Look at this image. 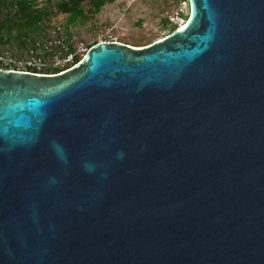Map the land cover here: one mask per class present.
<instances>
[{
	"label": "water",
	"instance_id": "water-1",
	"mask_svg": "<svg viewBox=\"0 0 264 264\" xmlns=\"http://www.w3.org/2000/svg\"><path fill=\"white\" fill-rule=\"evenodd\" d=\"M189 17L0 68V264H264V0Z\"/></svg>",
	"mask_w": 264,
	"mask_h": 264
},
{
	"label": "rangeland",
	"instance_id": "rangeland-1",
	"mask_svg": "<svg viewBox=\"0 0 264 264\" xmlns=\"http://www.w3.org/2000/svg\"><path fill=\"white\" fill-rule=\"evenodd\" d=\"M83 6L85 17L70 25V38L65 29L70 12H58L55 6L54 15L48 23L53 39H57L54 28L61 27L62 36L68 39L65 47L72 45V53L63 55L62 51L41 46L37 50H26L17 40L6 46L9 49L6 53L21 59H46L44 69L52 72L55 67L73 66L77 57L81 61L84 54L101 41L113 39L134 46L149 45L170 33L171 23L166 25V19L182 26L190 14V0H115L104 5L99 12L93 10L88 0ZM55 44L53 40L46 43L48 47H55Z\"/></svg>",
	"mask_w": 264,
	"mask_h": 264
},
{
	"label": "trees",
	"instance_id": "trees-1",
	"mask_svg": "<svg viewBox=\"0 0 264 264\" xmlns=\"http://www.w3.org/2000/svg\"><path fill=\"white\" fill-rule=\"evenodd\" d=\"M86 0H0V53H6L9 49L6 46L13 40H17L23 49L37 50L42 48H51L52 51H62L63 55H68L74 51L72 45L65 47V39L62 36L61 27H55L57 39L60 43H56L55 47H48L47 42L57 40L50 35L48 23L54 15V7L58 12H70L65 29L69 38L71 24L77 23L85 17L84 2ZM95 12H99L107 3L115 0H88ZM189 15L186 16L188 18ZM186 21V20H185ZM170 25V32L178 28V24L165 20L166 25ZM186 23V22H185ZM184 23V24H185ZM40 41V42H39ZM60 48V49H59ZM44 60V59H43ZM80 60L76 58L77 63ZM44 62L47 64L46 59ZM45 64V67H46ZM66 68L55 67V71H45L44 73L60 72ZM45 70V69H44Z\"/></svg>",
	"mask_w": 264,
	"mask_h": 264
},
{
	"label": "built area",
	"instance_id": "built-area-1",
	"mask_svg": "<svg viewBox=\"0 0 264 264\" xmlns=\"http://www.w3.org/2000/svg\"><path fill=\"white\" fill-rule=\"evenodd\" d=\"M106 41H117V40L110 39ZM54 42L60 43V40L57 39ZM45 64L46 63L41 58L36 59V58L27 57L25 59H21L12 56L10 53H0V68L44 73Z\"/></svg>",
	"mask_w": 264,
	"mask_h": 264
},
{
	"label": "bare ground",
	"instance_id": "bare-ground-1",
	"mask_svg": "<svg viewBox=\"0 0 264 264\" xmlns=\"http://www.w3.org/2000/svg\"><path fill=\"white\" fill-rule=\"evenodd\" d=\"M190 12V11H189ZM185 24H183L182 26H184Z\"/></svg>",
	"mask_w": 264,
	"mask_h": 264
}]
</instances>
